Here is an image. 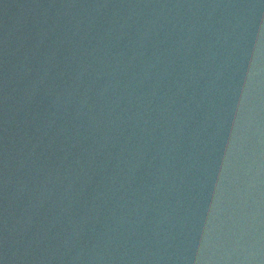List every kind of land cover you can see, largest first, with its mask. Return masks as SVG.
I'll use <instances>...</instances> for the list:
<instances>
[{
    "label": "water",
    "instance_id": "95a60500",
    "mask_svg": "<svg viewBox=\"0 0 264 264\" xmlns=\"http://www.w3.org/2000/svg\"><path fill=\"white\" fill-rule=\"evenodd\" d=\"M0 264H264V0H0Z\"/></svg>",
    "mask_w": 264,
    "mask_h": 264
}]
</instances>
